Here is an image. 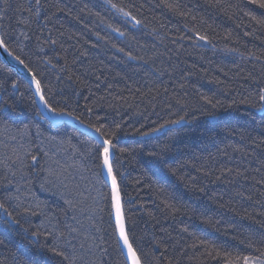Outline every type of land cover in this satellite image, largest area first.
<instances>
[{"label":"trees","instance_id":"1","mask_svg":"<svg viewBox=\"0 0 264 264\" xmlns=\"http://www.w3.org/2000/svg\"><path fill=\"white\" fill-rule=\"evenodd\" d=\"M253 17L264 9L249 0H40L38 14L36 0H1L9 51L58 105L85 125L121 126L125 213L156 264H226L225 253L264 250V25ZM32 96L0 59V202L19 221L0 210V264H69L53 247L73 264H125L94 140L54 127ZM181 115L189 123L140 135ZM162 145L163 168L148 156Z\"/></svg>","mask_w":264,"mask_h":264},{"label":"snow or ice","instance_id":"2","mask_svg":"<svg viewBox=\"0 0 264 264\" xmlns=\"http://www.w3.org/2000/svg\"><path fill=\"white\" fill-rule=\"evenodd\" d=\"M111 3V0H108ZM251 4L257 5L259 8L264 9V0H249ZM37 5V14L40 7V0H36ZM113 8H117L116 4L111 5ZM169 8L173 6L171 4L167 5ZM120 12H123L122 8L117 9ZM125 16H131V13L123 12ZM135 20V17H132ZM256 19L258 24L264 25V20ZM137 24L140 21H136ZM114 31L119 32V29H114ZM120 35H123L121 32ZM199 40L206 41L207 37L200 35L198 36ZM55 43V41H52ZM0 48H3L8 54L11 56L13 53L9 51L8 44L6 43L3 36H0ZM119 51L123 52L124 50L121 48ZM130 59H135V57L131 56V53L127 54ZM20 64L24 65L26 69H28L31 76V83L29 85L30 88L33 89L32 103L41 108V113L45 119L50 120L53 124H59L65 119L71 120L74 123H78L80 126L86 127L92 139L94 140V144L90 145L91 152L94 154V157L97 161V165L102 172H106L108 176V182L110 184V192L106 199L109 201V216L112 218V234L115 238L116 246L120 250L121 255L124 257L125 264H156L153 257H151L147 252H144L142 248H140L137 243V238L132 230V226L130 224L129 218L127 217L124 209V202L122 197V187L119 176L122 173L119 172L117 166V153H124L128 151L124 148H119L117 144L114 142L117 136V133L120 131L121 126L116 124L115 127H109L107 124L99 122L101 120L100 117H97V123H88L85 125L84 120L81 119L80 115L75 114V110L69 109L67 103H65L64 107H60L55 100L54 94L52 93V89L48 87L41 78H39V74L33 72L28 65L25 64V61L20 59L19 56L14 57ZM50 63V61H49ZM63 70H67V64ZM69 79H72L69 76ZM18 84L13 83L12 88H17ZM205 103L213 105L212 100L210 98L205 97ZM260 100L264 101V93L260 94ZM6 108H10V105L5 103ZM88 113H92V108L86 109ZM189 123L184 115L179 116L177 119L166 120L163 123L159 124L157 127H153L150 131L141 132L142 136H157L162 133L165 129H170L172 126H179ZM139 131V130H137ZM168 152L169 148L167 145H162L157 147L153 151L148 152V156L152 159V161L159 167H167L168 166ZM37 159L36 156H32V160L35 161ZM172 171L173 175H175V170L169 169ZM227 171L231 172L232 169H227ZM71 205V201L68 202ZM0 210H3L4 213L11 219L14 224H19V221L16 220L15 217L12 216V213L8 211V208L5 207L3 202H0ZM26 231V230H25ZM186 231V229H185ZM34 236H38L39 233H33ZM49 235H53L49 233ZM55 239H60L59 236L54 237ZM264 241V238H262ZM203 243V242H201ZM243 243V242H242ZM253 245L249 243L248 247H252ZM158 247V245H157ZM51 251L56 255L62 257L65 261H69V264H73L72 260L68 255H65L63 251H60L58 247H53ZM259 252V256H244V257H236L233 259L231 254L225 253L224 260L226 264H264V250L257 249ZM217 256L220 253H216Z\"/></svg>","mask_w":264,"mask_h":264},{"label":"water","instance_id":"3","mask_svg":"<svg viewBox=\"0 0 264 264\" xmlns=\"http://www.w3.org/2000/svg\"><path fill=\"white\" fill-rule=\"evenodd\" d=\"M1 3V0H0ZM0 36H1V32H0ZM14 55H9L8 52H6L3 48H0V59L8 66L10 67L13 71H15L22 79H24L28 85H30L31 83V76L30 73L28 71V69H26L24 67V65L20 64L15 58ZM32 89V88H31ZM33 90V89H32ZM40 112H41V108L38 107ZM43 116V115H42ZM44 117V116H43ZM47 120V119H46ZM54 127H59L62 126L64 124L78 130L79 132L83 133L84 135L91 137V134L89 132V130L86 127L80 126L78 123H74L71 120L65 119L64 121L60 122L59 124H53L50 120H48ZM103 176L107 182V184L110 187V184L108 182V176L106 172H103Z\"/></svg>","mask_w":264,"mask_h":264},{"label":"bare ground","instance_id":"4","mask_svg":"<svg viewBox=\"0 0 264 264\" xmlns=\"http://www.w3.org/2000/svg\"><path fill=\"white\" fill-rule=\"evenodd\" d=\"M0 5H1V3H0ZM1 32V31H0ZM87 136V135H86ZM89 137V136H88Z\"/></svg>","mask_w":264,"mask_h":264}]
</instances>
